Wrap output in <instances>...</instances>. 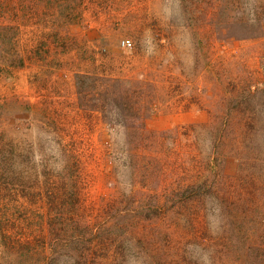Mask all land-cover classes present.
Segmentation results:
<instances>
[{
    "label": "rangeland",
    "instance_id": "374dc122",
    "mask_svg": "<svg viewBox=\"0 0 264 264\" xmlns=\"http://www.w3.org/2000/svg\"><path fill=\"white\" fill-rule=\"evenodd\" d=\"M0 264H264V0H0Z\"/></svg>",
    "mask_w": 264,
    "mask_h": 264
},
{
    "label": "built area",
    "instance_id": "2783aa9c",
    "mask_svg": "<svg viewBox=\"0 0 264 264\" xmlns=\"http://www.w3.org/2000/svg\"><path fill=\"white\" fill-rule=\"evenodd\" d=\"M130 45H131L130 40H123V41H122V46H123V47H130Z\"/></svg>",
    "mask_w": 264,
    "mask_h": 264
}]
</instances>
